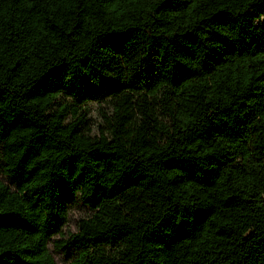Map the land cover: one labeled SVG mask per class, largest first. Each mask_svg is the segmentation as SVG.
<instances>
[{
    "label": "trees",
    "instance_id": "obj_1",
    "mask_svg": "<svg viewBox=\"0 0 264 264\" xmlns=\"http://www.w3.org/2000/svg\"><path fill=\"white\" fill-rule=\"evenodd\" d=\"M48 241L264 264V0H0V264Z\"/></svg>",
    "mask_w": 264,
    "mask_h": 264
},
{
    "label": "rangeland",
    "instance_id": "obj_2",
    "mask_svg": "<svg viewBox=\"0 0 264 264\" xmlns=\"http://www.w3.org/2000/svg\"><path fill=\"white\" fill-rule=\"evenodd\" d=\"M5 181V180H4ZM88 210L85 206H82L78 201L74 204L69 205L66 213V221L61 228L62 232H72L76 229V224L78 218H81L83 215L87 214ZM57 238V236H53ZM46 247L56 264H66L71 254L74 250L70 247L64 249H54L51 245V242L46 243Z\"/></svg>",
    "mask_w": 264,
    "mask_h": 264
}]
</instances>
